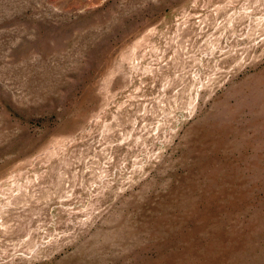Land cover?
<instances>
[{
	"label": "rangeland",
	"instance_id": "obj_1",
	"mask_svg": "<svg viewBox=\"0 0 264 264\" xmlns=\"http://www.w3.org/2000/svg\"><path fill=\"white\" fill-rule=\"evenodd\" d=\"M0 264H264V0H0Z\"/></svg>",
	"mask_w": 264,
	"mask_h": 264
}]
</instances>
